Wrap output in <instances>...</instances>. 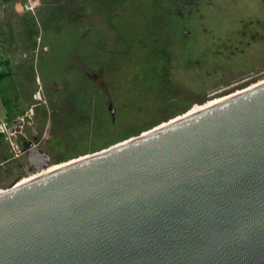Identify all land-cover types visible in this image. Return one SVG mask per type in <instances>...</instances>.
Instances as JSON below:
<instances>
[{"label": "water", "instance_id": "obj_1", "mask_svg": "<svg viewBox=\"0 0 264 264\" xmlns=\"http://www.w3.org/2000/svg\"><path fill=\"white\" fill-rule=\"evenodd\" d=\"M155 127L0 194V264H264V85Z\"/></svg>", "mask_w": 264, "mask_h": 264}, {"label": "rangeland", "instance_id": "obj_2", "mask_svg": "<svg viewBox=\"0 0 264 264\" xmlns=\"http://www.w3.org/2000/svg\"><path fill=\"white\" fill-rule=\"evenodd\" d=\"M3 59L0 123L18 116L14 101L18 109L39 98L51 104L44 120L24 115L38 129L51 116L49 173L264 84V0H0ZM10 142L2 135L0 157Z\"/></svg>", "mask_w": 264, "mask_h": 264}, {"label": "flooded vegetation", "instance_id": "obj_3", "mask_svg": "<svg viewBox=\"0 0 264 264\" xmlns=\"http://www.w3.org/2000/svg\"><path fill=\"white\" fill-rule=\"evenodd\" d=\"M80 61V60H79ZM80 67L83 70L84 74L89 75V73L85 72L86 65L84 61H80ZM90 76V75H89ZM255 74H251L248 78L240 81V82H247L250 77H254ZM91 78V76H90ZM95 79V77L93 76ZM239 82L234 83L237 84ZM249 85L245 83L242 87H246ZM242 89V88H241ZM228 94V92H225ZM225 95V94H224ZM39 101L36 103H30L26 109H18V116L15 119L12 118V122L8 125V133L14 137V143L10 142L9 146L11 148L10 155L8 156H1L0 159V189L7 188L13 186L15 183L29 177L33 176L37 173L38 175H44L50 167L44 169L46 167L45 164L41 162H36L30 169L24 170L22 166L25 164L26 161V154L24 149L28 148L29 145L32 147H39L42 152H45L49 156V164L53 165L55 162L51 159L49 152L47 150V141L49 138L50 133V122L51 116L48 117L46 125L43 126L42 129H38L39 126L36 123L29 124L28 121H25L24 115L28 114L31 110V116H40L46 119V111H48L49 105L46 100L42 98L38 99ZM35 109V110H34ZM27 117V115H26ZM12 123H15V127H12ZM40 124V123H39ZM36 125V127H35ZM38 126V127H37ZM8 162L11 163L10 166L6 165L3 169L2 164H7ZM59 169V168H58ZM9 179V182L7 181ZM29 181H25L27 183ZM6 190L0 192L4 193Z\"/></svg>", "mask_w": 264, "mask_h": 264}, {"label": "trees", "instance_id": "obj_4", "mask_svg": "<svg viewBox=\"0 0 264 264\" xmlns=\"http://www.w3.org/2000/svg\"><path fill=\"white\" fill-rule=\"evenodd\" d=\"M7 74H5V73H0V80H2L5 76H6ZM213 101H215V98H211L210 100H207L206 102H204V103H202V104H198L199 106H201L200 108H197V109H188L187 111H185V112H183L182 114H180L181 112H178V113H176V111H172L171 112V117H173L175 114H180V115H178V116H175V117H173V118H171L169 121H167V122H163V123H161L160 125H158L157 127H155L154 128V130H156V129H158V128H160V127H163V126H165V125H167V124H169V123H172V122H174V121H176V120H179V119H181V118H183V117H186V116H188V115H191V114H193V112L195 111V110H197V111H200L201 109H202V106L203 105H206V104H210V102H213ZM161 105H160V110L162 109H164L163 107H166V103L164 102V103H160ZM169 112V111H168ZM151 127H154L153 125L151 126ZM148 129H150V128H148ZM153 130V131H154ZM152 131V130H151ZM147 133H149V132H144L143 133V135L144 134H147ZM137 135H139L138 133H135V134H132L131 135V137H135V136H137ZM129 137V136H128ZM127 137V138H128ZM1 138H2V135L0 134V140H1ZM127 138H125V139H127ZM124 139V140H125Z\"/></svg>", "mask_w": 264, "mask_h": 264}, {"label": "crops", "instance_id": "obj_5", "mask_svg": "<svg viewBox=\"0 0 264 264\" xmlns=\"http://www.w3.org/2000/svg\"><path fill=\"white\" fill-rule=\"evenodd\" d=\"M13 58H14V53H13V57L11 58V60H13ZM9 60H10V58H9ZM0 62H5L4 68L2 71H0V73H5V74H7V72L9 73V71H8L9 70L8 69L9 63H7V59L0 60ZM6 77H7V75L5 76V78ZM2 80H4V78ZM2 80H0V82ZM35 97H36V94L35 95L32 94V98L35 99ZM0 100L3 102H5V100H6V96L4 95V91H3V88L1 87V85H0ZM16 103L17 102H15V101L12 103L14 106H13V112H11V115L13 114L14 116H16L18 114V107L16 106L17 105ZM13 119H15V118H13ZM1 123H5V122H1Z\"/></svg>", "mask_w": 264, "mask_h": 264}, {"label": "bare ground", "instance_id": "obj_6", "mask_svg": "<svg viewBox=\"0 0 264 264\" xmlns=\"http://www.w3.org/2000/svg\"><path fill=\"white\" fill-rule=\"evenodd\" d=\"M262 85H264V84H262ZM261 86V85H260ZM259 87V86H258ZM255 88H257V87H255ZM255 88H253V89H255ZM250 90H252V89H250ZM250 90H248V91H250ZM247 92V91H246ZM243 93H245V92H243ZM242 94V93H241ZM240 95V94H239ZM237 96V95H236ZM235 97V96H234ZM233 98V97H232ZM231 99V98H230ZM227 100H229V99H227ZM227 100H225V101H227ZM225 101H223V102H225ZM223 102H221V103H223ZM221 103H218V104H216V105H219V104H221ZM216 105H214V106H211V107H208V108H206V109H203V110H201V111H198V112H196V113H193V114H191V115H188L187 117H189V116H192V115H194V114H197V113H200V112H202V111H205V110H207V109H209V108H212V107H215ZM184 118H186V117H183V118H181V119H184ZM181 119H179V120H181ZM176 121H178V120H176ZM175 122V121H174ZM173 123V122H172ZM170 124V123H169ZM168 125V124H167ZM166 126V125H165ZM165 126H163V127H165ZM161 128V127H160ZM160 128H158V129H160ZM157 130V129H156ZM155 131V130H154ZM145 135V134H144ZM127 142V141H126ZM125 143V142H124ZM119 145H121V144H119ZM89 157H91V156H88V157H84L85 159L86 158H89ZM84 158H83V160H84ZM82 161V160H81ZM79 162V161H78ZM75 163H77V162H75ZM75 163H72V164H75ZM72 164H68V165H66V166H63V167H61V168H59V169H56L55 171H58V170H60V169H63V168H65V167H67V166H69V165H72ZM55 171H52V172H49V173H46V174H44V175H42V176H45V175H49V174H51V173H53V172H55ZM42 176H40V177H42ZM40 177H37L36 179H38V178H40ZM33 180H35V179H33ZM33 180H31V181H33ZM30 181V182H31ZM27 183H29V182H27ZM26 183V184H27ZM24 185V184H23ZM23 185H21V186H23ZM21 186H18V187H21ZM15 188H17V187H13V188H11V189H15ZM2 194V193H1Z\"/></svg>", "mask_w": 264, "mask_h": 264}, {"label": "built area", "instance_id": "obj_7", "mask_svg": "<svg viewBox=\"0 0 264 264\" xmlns=\"http://www.w3.org/2000/svg\"><path fill=\"white\" fill-rule=\"evenodd\" d=\"M0 134L1 135H10L8 133V125L6 123H0Z\"/></svg>", "mask_w": 264, "mask_h": 264}]
</instances>
